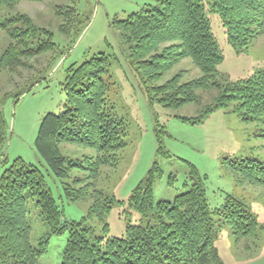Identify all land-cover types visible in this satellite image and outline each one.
Here are the masks:
<instances>
[{
    "label": "trees",
    "instance_id": "obj_1",
    "mask_svg": "<svg viewBox=\"0 0 264 264\" xmlns=\"http://www.w3.org/2000/svg\"><path fill=\"white\" fill-rule=\"evenodd\" d=\"M23 1L47 0H0V29L8 41L0 57V72L14 73L27 66L29 59L53 52L57 47L52 30L39 26L27 13L16 10ZM157 1L156 6L145 7L123 20L116 18L112 23L148 101L171 109L189 103L201 106L199 91L216 90L213 101L201 107L200 116L180 118L196 124L208 114L225 108L237 113L245 122L264 123V69L234 83H221L218 68L223 56L204 5L195 0ZM212 1V8L219 13L226 29L228 42L236 50H248L264 34V0ZM63 8L55 7L57 15L63 18L58 27L62 34L70 35L75 27L72 17L78 14L76 8L70 7L67 11ZM187 58L200 69V77L183 82L184 71H180L159 83L168 71ZM110 65L109 56L99 53L78 67L68 68L62 110L43 118L35 141L38 152L57 177H67L73 168L88 172L86 179L90 182L76 189L65 187L73 201L92 200L88 215L80 221L64 219L56 197L46 188L45 175L40 168L21 157L12 162L6 157L9 126L0 113V168L3 167L0 173V264H39L48 251L51 236L67 233L61 264H220L215 240L222 224L231 227L237 243L245 240L250 250H254L263 229L257 216L234 197H227L222 208L212 211L204 183L193 165L194 177L191 184H186L188 190L172 202L155 203L154 182L161 169L154 163L131 195L136 210L152 221L146 226L129 224L124 237L108 236L107 216L116 201L96 187V180L103 167L118 166V153L127 145L128 134L127 122L115 114L108 98L113 84ZM157 133L158 152L168 156L162 133L171 135L165 127ZM63 143L93 148L97 154L72 161L61 153ZM227 161L230 166L226 167L233 171L239 184L264 187V163L225 159ZM79 181L75 179L74 183ZM31 198L36 200L41 218L51 228V233L38 246L31 242L27 206ZM93 219L104 224L103 235H92L93 228L87 224Z\"/></svg>",
    "mask_w": 264,
    "mask_h": 264
},
{
    "label": "rangeland",
    "instance_id": "obj_2",
    "mask_svg": "<svg viewBox=\"0 0 264 264\" xmlns=\"http://www.w3.org/2000/svg\"><path fill=\"white\" fill-rule=\"evenodd\" d=\"M204 5L210 20L212 33L218 41L223 61L218 68L220 82H237L259 69H264V34L246 51L233 48L228 42L226 29L219 13L212 8V0H195ZM157 0H47L44 2L23 1L17 11L27 13L36 24L54 32L57 44L55 51L33 59L14 73L0 72V113L9 126L6 157L10 162L21 157L36 165L45 175L46 188L56 197L67 221H80L88 215L92 204L90 198L73 201L67 196L65 187L74 189L90 182L87 171L73 168L65 178L57 177L36 147L40 124L48 113H59L66 101L63 90L68 68L78 67L99 53L111 60L110 74L113 84L108 98L118 117L128 124L127 145L119 151L120 162L116 167H103L96 180V187L116 202L107 216L110 225L108 236L124 237L129 224L146 226L151 218L143 217L131 203L136 186L144 180L154 163L161 174L154 182L155 203L173 201L188 190L193 182V165L202 179L209 208L215 211L225 204L227 197L245 203L248 210L257 216L263 229L254 250L249 242H236L231 227L222 224L215 240L220 264H264V187L239 184L225 159L258 160L264 163V123L245 122L237 113L221 108L208 114L200 123L192 124L180 117L196 118L202 114L201 107L213 101L216 90L199 91L202 105L189 103L179 109L151 104L130 65L128 52L122 44L113 20L126 19L130 14L145 7L156 6ZM56 6H67L63 11L76 8L73 16L74 30L70 35L62 34L59 25L63 18L56 13ZM72 20V19H71ZM70 21V20H69ZM8 44L0 29V57ZM184 71L183 82L200 77L202 72L190 59H184L168 71L159 83ZM26 86V87H25ZM25 87L24 89H22ZM162 127L171 137L162 133V141L168 156L158 152V133ZM61 153L72 161L84 156H95V149L63 143ZM3 167L0 168V173ZM75 179H80L74 183ZM198 179V177H197ZM28 218L32 226L31 242L38 246L51 233L36 206V200L28 201ZM92 235H103L104 224L98 219L88 222ZM68 233L51 236L47 253L39 264H61ZM247 242V243H246Z\"/></svg>",
    "mask_w": 264,
    "mask_h": 264
}]
</instances>
